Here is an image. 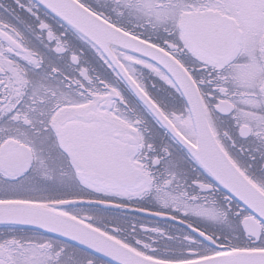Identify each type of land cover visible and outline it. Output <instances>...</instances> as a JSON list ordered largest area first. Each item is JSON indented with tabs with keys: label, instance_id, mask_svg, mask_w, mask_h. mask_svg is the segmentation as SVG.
<instances>
[{
	"label": "snow or ice",
	"instance_id": "6c2138e0",
	"mask_svg": "<svg viewBox=\"0 0 264 264\" xmlns=\"http://www.w3.org/2000/svg\"><path fill=\"white\" fill-rule=\"evenodd\" d=\"M0 264H264V0H0Z\"/></svg>",
	"mask_w": 264,
	"mask_h": 264
}]
</instances>
